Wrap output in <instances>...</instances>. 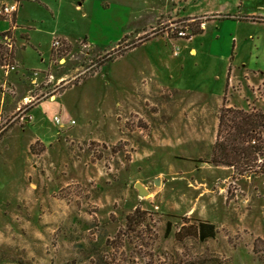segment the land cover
<instances>
[{"label": "rangeland", "instance_id": "rangeland-1", "mask_svg": "<svg viewBox=\"0 0 264 264\" xmlns=\"http://www.w3.org/2000/svg\"><path fill=\"white\" fill-rule=\"evenodd\" d=\"M14 2L0 264H264V175L208 162L223 104L264 108V0Z\"/></svg>", "mask_w": 264, "mask_h": 264}, {"label": "trees", "instance_id": "trees-1", "mask_svg": "<svg viewBox=\"0 0 264 264\" xmlns=\"http://www.w3.org/2000/svg\"><path fill=\"white\" fill-rule=\"evenodd\" d=\"M0 19L2 18L0 17ZM5 34L10 41L2 39ZM16 43L15 36L10 29L0 31V65H4L6 61V66H15L18 50ZM119 48L120 43L117 49ZM113 51L107 52L98 60L94 70H97L96 68L102 65L105 60L114 58ZM120 53H123V50ZM31 148L33 149V146ZM208 162L217 166L233 167L239 176L245 174L264 175V108L249 110L223 104L218 116L217 137ZM138 212L139 209L136 208L131 215L127 216L128 222H131ZM215 234L214 223L199 222L198 237L200 240L214 237Z\"/></svg>", "mask_w": 264, "mask_h": 264}, {"label": "built area", "instance_id": "built-area-1", "mask_svg": "<svg viewBox=\"0 0 264 264\" xmlns=\"http://www.w3.org/2000/svg\"><path fill=\"white\" fill-rule=\"evenodd\" d=\"M17 9H18V3L17 2L10 3V4L1 3L0 4V17L1 18H5V19L6 18H11V17L14 16V13L17 11ZM4 31H6V30H4ZM179 34L180 35H185V31L180 30ZM2 39L4 41H6V39H7V41H10V39L6 37V34L3 36ZM53 45L58 47L59 41L58 40L54 41ZM12 67H14V66H12ZM55 121L57 123L61 124V125L63 123L61 118H60V116H55Z\"/></svg>", "mask_w": 264, "mask_h": 264}, {"label": "crops", "instance_id": "crops-1", "mask_svg": "<svg viewBox=\"0 0 264 264\" xmlns=\"http://www.w3.org/2000/svg\"><path fill=\"white\" fill-rule=\"evenodd\" d=\"M16 29H18L17 26H16ZM20 35H21V34H20ZM21 47H22V48L25 47V44L23 43V44L19 45L18 48H21ZM17 55H18V50H17L16 60H15V61H16V62H15V63H16V67L18 68ZM97 72H98V71H94V72L92 73V75H90V76L95 75ZM262 81H264V80H262ZM226 106H231V105L226 104ZM217 124H218V123H217ZM33 141H34V142H35V141H41L42 143L45 142V141L42 140L41 137H36ZM34 142H33V143H34ZM31 144H32V143H31ZM31 144H30V146H31ZM30 152H31L33 155H35V156L37 155V153H34V152H32L31 150H30ZM34 166H35V165H34Z\"/></svg>", "mask_w": 264, "mask_h": 264}, {"label": "water", "instance_id": "water-1", "mask_svg": "<svg viewBox=\"0 0 264 264\" xmlns=\"http://www.w3.org/2000/svg\"><path fill=\"white\" fill-rule=\"evenodd\" d=\"M157 182H158V180H156V183ZM135 187L138 189L140 195H146V194H148L147 188L141 182H136L135 183Z\"/></svg>", "mask_w": 264, "mask_h": 264}]
</instances>
